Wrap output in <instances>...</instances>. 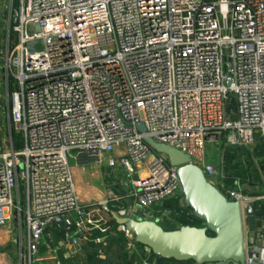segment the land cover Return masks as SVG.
<instances>
[{
  "label": "built area",
  "instance_id": "obj_1",
  "mask_svg": "<svg viewBox=\"0 0 264 264\" xmlns=\"http://www.w3.org/2000/svg\"><path fill=\"white\" fill-rule=\"evenodd\" d=\"M6 2L0 228L16 232L17 263L192 264L156 256L106 216L166 231L192 220L178 168L152 140L239 205L244 264H264V0ZM91 165L107 196L87 186Z\"/></svg>",
  "mask_w": 264,
  "mask_h": 264
},
{
  "label": "water",
  "instance_id": "obj_2",
  "mask_svg": "<svg viewBox=\"0 0 264 264\" xmlns=\"http://www.w3.org/2000/svg\"><path fill=\"white\" fill-rule=\"evenodd\" d=\"M138 128L144 132L142 124ZM155 152L165 156L178 168L185 206L202 221L203 227L184 226L166 231L153 222L127 220L110 213L118 225H126L128 233L156 256L176 262L195 264L245 263L244 232L240 207L229 202L207 181L203 171L190 164L189 156L165 145L148 140ZM262 216V212L257 213ZM250 231H254V212L249 209ZM212 234V235H209ZM66 259L69 255L65 256Z\"/></svg>",
  "mask_w": 264,
  "mask_h": 264
},
{
  "label": "crops",
  "instance_id": "obj_3",
  "mask_svg": "<svg viewBox=\"0 0 264 264\" xmlns=\"http://www.w3.org/2000/svg\"><path fill=\"white\" fill-rule=\"evenodd\" d=\"M3 15L4 13H1L0 14V18H3ZM1 21V19H0ZM4 24V23H3ZM2 25L0 23V29H2ZM7 98V85H6V79L5 78H2L0 79V99H6ZM7 117V110L4 111V112H0V126H1V123L2 121ZM4 132V131H3ZM4 136V133L0 134V138H2ZM86 180L88 183V187L92 188V190L94 191H98L101 195L103 196H107L106 194V188H105V183L101 180L100 176H96V177H89L87 176L86 177ZM109 210V209H108ZM110 210H115L113 209L112 207L110 208ZM109 210V211H110ZM106 216L109 218V213L106 211ZM111 216V215H110ZM112 217V216H111ZM111 219V218H110ZM113 219V217H112ZM115 222V220H114ZM113 222V223H114ZM8 230H10L11 232V236H13V240L15 239V234L16 232L14 230H12L10 227H4ZM0 229H3V228H0ZM14 234V235H13ZM12 239V237H10ZM15 241H14V245H15ZM2 245H0L1 247ZM14 247V246H13ZM43 254H46V249H43ZM66 255L63 256V260L65 261V264H72V261L66 259L65 257ZM105 263L104 264H110L108 262V260H106L105 258L102 259ZM18 253H16L14 251V248H12L11 250L9 251H5L4 249L3 250H0V264H18ZM35 264H54L52 261H41V262H37Z\"/></svg>",
  "mask_w": 264,
  "mask_h": 264
},
{
  "label": "rangeland",
  "instance_id": "obj_4",
  "mask_svg": "<svg viewBox=\"0 0 264 264\" xmlns=\"http://www.w3.org/2000/svg\"><path fill=\"white\" fill-rule=\"evenodd\" d=\"M6 7H7L6 0H0V14L6 12ZM0 19H1L0 23H1L2 27H3L2 29H0V41H1L2 44H4L6 39H7V31H6V28H5L4 24H3L5 18H0ZM12 130H13V128H12ZM2 133H5V129L3 130L2 127L0 126V134H2ZM208 156L212 158L211 160H212L213 164L218 166V164L220 162V159L222 157L221 153L217 149L215 151H213L212 149H209L208 150ZM70 163H71V165H73V167L75 166V161L74 160L70 159ZM97 168L98 167L96 165H91V167L87 168L86 175L89 176V177L98 176L99 173H96V174L94 173L97 170ZM10 237H12V239ZM0 245H2L0 247V250L4 249L5 251H9L12 248H14V251L16 253H18V249L16 250V247L14 245L13 236H11L10 230H8L6 228L0 229Z\"/></svg>",
  "mask_w": 264,
  "mask_h": 264
},
{
  "label": "trees",
  "instance_id": "obj_5",
  "mask_svg": "<svg viewBox=\"0 0 264 264\" xmlns=\"http://www.w3.org/2000/svg\"><path fill=\"white\" fill-rule=\"evenodd\" d=\"M236 159H237V151H235V150H229L227 152V154H226V161H225L226 167H227L226 168V171L229 172L228 167L231 166V164ZM238 171H239L238 174H235L236 177H240L242 180H244L246 178L245 173H243V172L241 173L240 170H238ZM233 175L234 174L229 173V176L231 178H228L227 179V182L228 183H231L232 182V179H233L232 176ZM184 223H185V225L192 226V227H203V224H204L202 221L198 220L195 216H192V220L191 221L190 220L189 221L185 220ZM209 235H212V234H209ZM104 263L105 262L102 260V258L100 256H98L97 254L96 255L94 254V255H90L89 256V264H104Z\"/></svg>",
  "mask_w": 264,
  "mask_h": 264
}]
</instances>
